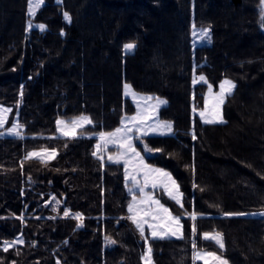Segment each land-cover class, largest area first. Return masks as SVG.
<instances>
[{
  "label": "trees",
  "instance_id": "trees-1",
  "mask_svg": "<svg viewBox=\"0 0 264 264\" xmlns=\"http://www.w3.org/2000/svg\"><path fill=\"white\" fill-rule=\"evenodd\" d=\"M260 3L44 0L30 17L28 0H0V103L24 125L23 138L0 135V264H145L149 247L153 264H204L194 259L193 241L230 264H264V216L252 215L264 211ZM193 25L210 26L211 40L198 42ZM130 42L132 51L124 48ZM224 79L236 83L225 121L204 123L193 107L203 108L208 84L217 90ZM126 82L168 101L160 116L173 123L175 136H149L141 147L151 148L147 161L179 184L183 207L157 194L181 217L182 238L141 236L128 219L123 165L93 155L98 134L135 112ZM80 115L93 123L75 138L58 134V118ZM42 148L58 153L25 158ZM204 233L221 234L224 248ZM21 235L23 244L3 250V241Z\"/></svg>",
  "mask_w": 264,
  "mask_h": 264
},
{
  "label": "snow or ice",
  "instance_id": "snow-or-ice-1",
  "mask_svg": "<svg viewBox=\"0 0 264 264\" xmlns=\"http://www.w3.org/2000/svg\"><path fill=\"white\" fill-rule=\"evenodd\" d=\"M44 0H28V14L30 17L35 15L36 9L42 5ZM260 22L261 27H264V0L260 3ZM64 18L70 21V16L67 12L63 13ZM29 28L32 24L29 23ZM43 29L44 25H39ZM193 35H197L195 31V25H193ZM200 36L202 39L211 40L210 26L208 28L200 29ZM136 47L135 42H130L124 45L126 50L134 49ZM204 76L200 77V80H205ZM193 83H196L194 79ZM236 87L235 83L231 80L225 79L221 81L219 85V92L213 97V103L211 105V110H202L199 112L200 119L205 123H215L217 120L223 121L221 115V105L225 103L226 96L232 92ZM23 85L21 86V98L23 97ZM209 90L211 93V85H209ZM125 94H131L132 98L136 100L137 93L134 92L131 85H125ZM141 100L145 101L143 107H140L139 101H137L138 111L133 116L125 115L122 118L121 127L115 129L111 133H99V139L102 143L96 145L97 151L93 155H98L100 160H104L105 156L102 154L106 151L108 145L117 146L120 151L116 156L108 155L107 159L109 161L119 163L121 160L125 162V179L127 183H131L132 187L129 188V192L132 195V201L128 204V212L132 222L136 225L140 231L141 236L144 235V226L148 224L149 220L152 221L149 227L152 229V237H180L182 238V224L180 216H173L170 209L164 206L160 200L154 198L151 192L146 191L149 187L155 189L156 187H161L167 192L168 197L175 201L178 205H182V193L179 190V185L176 180L172 177L170 172H167L161 168H155L145 163L144 156L141 155L139 151L134 146V139L142 140L148 133H154L162 136H175L173 131V124L170 121L160 120L157 115V110L161 105H166L167 101L162 100L159 97L151 96H141ZM155 100V103H148ZM207 104V102H206ZM196 111L195 106L193 107V112ZM12 112L11 108H6L0 105V128H4L7 123V116ZM150 122V123H149ZM93 121L91 117L81 115L79 117H74L71 120L58 119L56 121L58 132L65 137L77 136V129L83 127L85 124H92ZM24 125L19 123L17 119L11 127L7 128L6 131L15 136L23 138V133L21 129ZM0 135H4L0 132ZM192 138H196L195 130L193 129ZM144 148L146 150L145 154L151 153L153 150L148 148L145 144ZM41 153L30 152L27 153L26 159L33 156H39ZM49 159H54L56 156L55 150L46 153ZM142 177V179H138ZM137 192L141 195L137 197ZM53 200L57 205L60 201L53 197ZM70 212L68 210L64 211L63 215L65 217L69 216ZM77 220L83 221L82 213L73 214ZM227 216L231 215H245L244 213H225ZM252 215H262V213H252ZM197 218L195 212L191 214V219L195 221ZM23 220V216L20 217ZM192 232L195 234L196 227L195 224L192 226ZM204 239H210L214 241L220 249L224 248L222 235H210L209 233L203 234ZM106 242L116 243L114 240H110L107 236L105 237ZM145 239H147L145 237ZM3 250L8 251L10 247H14L17 243L23 244V236H18L14 241H3ZM194 259H201L204 264H227V261L216 257L214 253L199 252L196 250L195 241H193ZM151 248L149 247L147 252L144 254L145 264H151ZM14 264V262H13Z\"/></svg>",
  "mask_w": 264,
  "mask_h": 264
},
{
  "label": "rangeland",
  "instance_id": "rangeland-1",
  "mask_svg": "<svg viewBox=\"0 0 264 264\" xmlns=\"http://www.w3.org/2000/svg\"><path fill=\"white\" fill-rule=\"evenodd\" d=\"M42 5H40L37 9H36V12H35V14L37 13V11H38V9L41 7ZM41 25V24H40ZM196 33H197V37H196V39H198V42H206V41H208V39H202L201 38V36H200V29H196ZM133 49H130V50H128V51H132ZM225 80V79H224ZM228 80H231V79H228ZM204 80H202L201 82H203ZM231 81H233V80H231ZM234 82V81H233ZM235 83V82H234ZM126 84H128V85H131L130 83H125L124 84V94H125V85ZM209 85L210 84H208V89H207V91H206V95H205V102H204V107L203 108H201V109H199V110H197V111H195V113L199 116V112L200 111H202V110H206V108H207V110H211V105H212V103H213V97H214V95L216 94V93H218L219 92V86H218V88H217V90L211 85V93H210V90H209ZM235 85H236V83H235ZM132 86V85H131ZM132 89L134 90V92L135 93H137L138 95H137V98H136V100H134L133 98H132V95L131 94H128V95H126L127 97H129L131 100H132V102H133V104H134V106H135V112L133 113V114H127V116H133V115H135L136 113H137V111H138V106H137V101H139V103H140V107H143L144 106V104H145V101H143V100H141L140 99V97L141 96H151V97H159L160 99H162V100H166L167 101V99L165 98V97H160V96H153V95H151V94H146V93H141V92H138V91H136L133 87H132ZM235 89V88H234ZM234 89L232 90V92L234 91ZM231 92V93H232ZM230 93V94H231ZM230 94H228V95H230ZM228 95L226 96V99H227V97H228ZM226 99H225V102H226ZM156 101L155 100H152V101H150V102H148V103H155ZM168 102V101H167ZM206 102H207V104H206ZM225 104V103H224ZM224 104L223 105H221V115H222V117H223V121H220V120H217L215 123H223L224 121H225V116H224ZM0 105H3L4 107H6V108H11L12 109V112L11 113H9L8 114V116H7V123L5 124V127L4 128H0V132H3L4 133V135L3 136H15V135H11V134H9L7 131H6V129L7 128H9V127H11L12 126V124L18 119L19 120V116H18V114H16L15 116H14V118H13V108L11 107V106H8V105H5V104H3V103H0ZM167 105V104H166ZM165 105H161L160 107H159V109L157 110V115H158V117H159V119L160 120H163V121H168V120H165V119H162L161 118V116H160V110H161V108L162 107H164ZM81 116V115H80ZM85 116H89V115H85ZM11 117L13 118V121H12V124H10L9 126H7L8 125V123H9V121H10V119H11ZM77 117H79V116H77ZM90 117V116H89ZM58 119H64V120H67L66 118H63V117H60V118H58ZM92 119V118H91ZM199 119H200V116H199ZM201 120V119H200ZM202 122H204L203 120H201ZM122 122V121H121ZM171 122V121H170ZM19 123H20V121H19ZM150 123V122H149ZM205 123V122H204ZM21 124V123H20ZM173 124V123H172ZM89 124H85L83 127H81V128H78L77 129V135L79 134V132H80V130L81 129H83V128H85L86 126H88ZM121 127V124L117 127V128H120ZM116 128V129H117ZM21 131H22V129H21ZM114 131V130H113ZM112 131V132H113ZM173 131H174V126H173ZM106 133V132H105ZM109 133H111V132H109ZM58 134L60 135V136H63L62 134H60L59 132H58ZM149 136H162V135H158V134H154V133H148L147 135H145L144 137H143V139L142 140H139V139H134V146H135V148L137 149V151H139L140 153H141V155L142 156H144V161H145V163L146 164H148V165H150V166H153V167H155V168H161V169H164V168H162V167H158V166H154V165H151L148 161H147V159H146V154H145V150L141 147V144H142V142H144V139L145 138H147V137H149ZM65 137V136H64ZM98 143H102L101 141H100V139L98 140ZM97 143V144H98ZM52 150H55V152H56V155H57V150L56 149H48V148H42V149H33L32 151H30V152H37V153H41V155H39V156H33V157H38V158H40V159H42V160H51V159H49L48 157H47V155H46V153L47 152H50V151H52ZM120 151V149L117 147V146H115V145H108V147H107V149H106V151L105 152H103L102 154L105 156V158L107 159V156L108 155H112V156H116L117 154H118V152ZM56 157V156H55ZM108 160V159H107ZM109 161V160H108ZM109 162H112V161H109ZM113 163H115V162H113ZM119 163H121L122 165H123V168H124V172H125V167H126V165H125V162L123 161V160H121ZM164 170H166V169H164ZM167 172H169L168 170H166ZM171 173V172H170ZM172 175V174H171ZM172 177L175 179V177L172 175ZM138 179H142V177H138ZM176 180V179H175ZM125 181H126V179H125ZM176 182H177V180H176ZM178 183V182H177ZM126 185H127V188H128V190H129V188L130 187H132V185H131V183H127L126 182ZM179 185V184H178ZM157 190H162V191H164L166 194H167V192L164 190V189H162L161 187H156L155 189H152L151 187H149L148 189H146V191H149V192H151V194L154 196V198L155 199H157V200H160V202L164 205V206H166L167 208H169L170 209V207L168 206V205H166L162 200H161V198H160V196H158V194H157ZM179 190H180V187H179ZM181 192V191H180ZM141 194L139 193V192H137V197L139 198V196H140ZM132 196V195H131ZM181 200H182V198H181ZM131 201H132V199H131ZM170 211H171V209H170ZM264 212V211H263ZM171 213H172V215L173 216H177L176 214H174L172 211H171ZM259 213H262V212H259ZM152 223V221L151 220H149V222H148V224H145V226H144V235L146 234L145 233V231L146 230H148L149 232H148V234H149V237H151V238H154V237H152V229L149 227V224H151ZM181 224H182V235L184 234V225H183V221L181 220ZM210 235H216V234H218V233H209ZM221 235V234H220ZM155 238H161V237H155ZM163 238H168V237H163ZM223 238V237H222ZM147 242H148V244H149V240H147ZM147 247H148V245H147ZM197 251H199V252H207V253H214L215 254V256L216 257H220L221 259H223V260H225V261H227V264H230L229 263V261L224 257V256H222L221 254H218V253H216V252H213V251H209V250H205V249H203V250H197ZM199 260H201V259H199ZM201 261H203V260H201ZM203 263H204V261H203Z\"/></svg>",
  "mask_w": 264,
  "mask_h": 264
},
{
  "label": "crops",
  "instance_id": "crops-1",
  "mask_svg": "<svg viewBox=\"0 0 264 264\" xmlns=\"http://www.w3.org/2000/svg\"><path fill=\"white\" fill-rule=\"evenodd\" d=\"M146 232H149V231H148V230H146V231H145V233H146ZM151 264H153V262H152V257H151Z\"/></svg>",
  "mask_w": 264,
  "mask_h": 264
}]
</instances>
